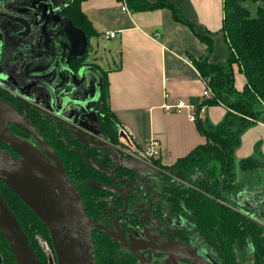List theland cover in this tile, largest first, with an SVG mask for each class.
<instances>
[{
  "label": "trees",
  "instance_id": "16d2710c",
  "mask_svg": "<svg viewBox=\"0 0 264 264\" xmlns=\"http://www.w3.org/2000/svg\"><path fill=\"white\" fill-rule=\"evenodd\" d=\"M87 0H72L62 10L64 17L72 21L75 27L83 30L89 39L100 34L82 10ZM121 1V0H119ZM264 0H223V27L217 32L197 33L200 26L191 23L178 7L170 0H126L130 12H155L168 10L173 13L175 21L189 26L209 47V55L213 52V36L222 34L227 43V59L225 62L210 63L209 56L193 60L201 78L208 82L212 89V98H203L195 105L198 117L201 107L221 105L226 109L223 119L216 125L207 118L196 119L195 124L201 136L206 139L202 146L194 148L188 156L177 160L170 167L163 166L160 159L153 161L157 170H167L173 176H179L181 184L173 178L163 182L165 196L170 203L172 218L175 221L190 224L192 234L205 247L217 255L221 264H239L237 252L250 248L254 254V264H264V225L254 219L264 214V203L260 211L239 205V195L243 184L237 179L235 163L236 150L242 143L243 134L257 125L264 114V8L259 7L257 15L251 16L246 2ZM86 62V57L74 62L77 69ZM244 74L247 83L242 91L236 89L235 67ZM103 73L102 91L94 111L98 125L104 133L106 141L117 147L118 134L122 127L118 116L110 106V84L107 70ZM0 95L24 115V104L5 91ZM35 127L39 130L57 157L60 159L69 182L82 198L85 213L101 223L107 222L110 202L115 196L99 184L111 185L109 178L88 165L80 151H84L100 166L113 171L116 167L105 151L86 147L62 121L47 118L33 107L29 110ZM13 133L23 140L39 144L25 130L10 127ZM256 146L257 154L246 157L238 162L243 172L259 173L264 169V153ZM0 150H6L16 156L5 144ZM256 173V174H257ZM127 177L130 181L137 178L134 172L118 169L116 180ZM0 194L8 202L25 230L29 243L42 264H58L55 256L49 228H46L39 216L32 212L26 203L18 198L12 189L0 182ZM133 200V199H132ZM131 200V204L134 200ZM120 203L117 206H122ZM128 218H125V222ZM94 255L97 264H135L132 256H126L115 240L102 232H94ZM0 264H17L0 231Z\"/></svg>",
  "mask_w": 264,
  "mask_h": 264
},
{
  "label": "water",
  "instance_id": "95a60500",
  "mask_svg": "<svg viewBox=\"0 0 264 264\" xmlns=\"http://www.w3.org/2000/svg\"><path fill=\"white\" fill-rule=\"evenodd\" d=\"M30 1L33 3L25 16L19 17L13 13L17 6L16 0H0V84L10 87L15 99L24 104L22 115L17 107L0 98V144H5L18 156L16 158L0 150V182L10 187L49 228L58 264H97L92 230L93 226L104 227L85 213L82 198L69 182L60 159L35 127L30 108L62 121L86 147L104 150L105 155L115 163V171L123 168L140 176L155 170L133 157L121 154L106 141L100 130L94 111L102 86L98 71L87 64L77 69L70 66L73 60L86 56L90 43L87 34L66 19L63 22L68 21L69 26L80 35L82 47L75 51L71 49L69 57V52L57 51L59 43L56 42H49L52 48L50 52L47 50L45 24L52 16L63 20L60 10L65 4L53 12L50 0L36 4L34 0ZM41 3L50 7L46 10V17L40 9ZM5 23L15 30L16 39L4 41L1 25ZM57 24L58 20L50 23L52 32ZM64 54L66 56H62ZM11 125L32 135L43 151L16 136ZM80 153L91 168L112 180L115 171L100 166L84 151ZM97 185L112 193L121 191L105 184ZM252 196L259 197L260 203L252 204ZM239 201L254 211H260L264 203V190L258 192V189H244L239 195ZM254 220L264 225V214ZM0 231L17 264H42L18 217L1 194ZM110 233L115 240L127 245L120 230ZM174 250L180 256L163 252L171 257L173 264H179V260L188 264H209L192 247L177 244Z\"/></svg>",
  "mask_w": 264,
  "mask_h": 264
},
{
  "label": "crops",
  "instance_id": "0c3cea01",
  "mask_svg": "<svg viewBox=\"0 0 264 264\" xmlns=\"http://www.w3.org/2000/svg\"><path fill=\"white\" fill-rule=\"evenodd\" d=\"M170 1L183 17L200 26L197 33L205 32L202 28L213 33L223 27V0ZM82 10L98 34L116 33L114 39L108 40L118 42L109 52L113 62L107 69L110 106L136 146L145 149L151 140L158 141L161 145L159 159L163 166L170 167L206 143L190 119L191 113L196 111L195 105L203 100L205 88V81L194 67L193 60L209 56L212 64L225 62V37L222 34L212 37L213 53L209 55L208 45L189 26L175 21L171 11L125 13L119 0H87L82 4ZM156 34L160 36L156 37ZM91 67L98 71L102 84V68L95 62ZM235 80L236 89L242 91L247 79L238 66L235 67ZM180 103L184 108L178 110L176 106ZM226 112L221 105L206 107L205 118L216 125ZM258 122L243 134L235 154L238 162L255 156L259 142V149L264 153V114ZM256 173L251 176L257 175L259 181L254 185H245L243 181V190H264V169ZM260 201L259 197L252 196V204ZM238 203L245 206L241 201ZM245 251H241L243 260L246 259ZM249 264H254V259Z\"/></svg>",
  "mask_w": 264,
  "mask_h": 264
},
{
  "label": "flooded vegetation",
  "instance_id": "af4514ba",
  "mask_svg": "<svg viewBox=\"0 0 264 264\" xmlns=\"http://www.w3.org/2000/svg\"><path fill=\"white\" fill-rule=\"evenodd\" d=\"M39 1L41 2L47 0H34V3L36 4ZM50 1H52L50 7L52 8L53 12L64 4L65 5L60 10L63 20L58 17L54 18L52 16L49 18V22L45 24L44 29L45 35L47 36L45 39L48 43L46 44V48L50 52L52 46L49 45V42L53 44L59 43V45L56 46L58 49H54H57L59 52H69L67 54L69 57L71 56V49H74L73 51H75L80 49L83 45L78 32L71 25L69 26L68 21L63 22L68 18L63 16L62 10L69 6L70 3L68 5L66 4L71 2V0ZM16 3L17 6L13 13L16 16L24 17L25 12H27V9L30 8V4L33 2L30 0H16ZM46 5H44V3L40 4V9L44 13L45 17L46 10L50 8L48 5ZM11 7L13 8V6ZM10 12L11 11H8V13ZM57 20L59 21V24L56 25L54 28L55 30L52 32V29H50V23L52 21L56 22ZM1 30L3 32V39L5 42L16 39L15 30H13V28L7 23H5V25H1ZM61 30H63L62 33ZM21 31L24 32L23 29H21ZM90 46L91 42L89 43L85 56V64L92 66L93 63H89L87 59ZM62 56L66 55L64 54ZM77 60H79V58L72 61L70 64L71 68L76 69L74 67V62ZM0 91L1 93H3L2 91H5L10 95L13 94L10 87H6L5 85H2V83L0 84ZM12 96L15 98L14 95ZM0 98L5 100V96H3V94L0 95ZM44 116L50 118L47 114H44ZM35 146L37 145L35 144ZM37 147L43 151L40 144ZM11 155L13 156V154ZM14 157L18 158L17 155ZM151 167L155 171H147L146 175H136L137 178H135L134 181H130L127 177L116 180L114 178L115 174L118 172L115 171L116 167L113 169L115 172L113 174L112 180L106 175L112 184L105 185L113 187L117 190L119 189L121 191H118V193H112L108 190H105L113 194L115 199L110 202L111 204L107 209V212L109 213L107 222L101 223L93 218H90L97 221L101 226L104 227L102 228L93 226L92 233L93 231L102 232L115 240L110 232L112 231L117 233L118 230H120L124 236V239L126 240L127 245H124L117 240L115 241L121 245L123 254L126 256H132L137 261L135 264H173L171 257L165 255L163 252L170 253L172 256H177L178 253H176L174 250L177 244L196 249L199 255L203 258L206 253H212L208 247H205L203 243L192 234L193 227H191L190 224H184L183 222L175 221L172 218L171 210H169L170 203L167 201V197L165 196L166 188L164 187L163 182L168 177L173 178L174 181L176 180L181 184H183V181L179 178V176H173L167 170H157V168L153 166ZM132 199L134 202L131 204ZM120 203H123V205L117 206ZM125 218H128L126 222ZM137 249L141 250L139 251ZM178 255L180 256V254ZM178 263L188 264L187 262H181L180 260Z\"/></svg>",
  "mask_w": 264,
  "mask_h": 264
},
{
  "label": "rangeland",
  "instance_id": "374dc122",
  "mask_svg": "<svg viewBox=\"0 0 264 264\" xmlns=\"http://www.w3.org/2000/svg\"><path fill=\"white\" fill-rule=\"evenodd\" d=\"M245 6L250 9L251 16L255 17L257 15V11H258L259 7L264 8V2L259 1V2H255V3H251L248 1V2H246ZM90 42H91V46L89 48L88 57H87L88 62L89 63L95 62L98 64L99 67L102 68V70H107L109 66L113 65V62L111 61L112 57L109 55V52H110V50L112 51L118 45V42L116 40L113 42L107 41L101 35L91 38ZM116 149L121 154H123L118 149V147ZM123 155H125V154H123ZM235 163H236V167H237V170H236L237 179L239 180V182L244 181L245 185H254V184H256L257 181H259V179H257L258 178L257 175L251 176V175H253L252 172H243L240 169V166L238 165V160H235ZM242 177H244V178H242ZM242 254L243 253L241 251L237 252V256H238L240 264H249V263L253 262L254 254L250 248L246 249V251L244 252L246 259L243 260L241 258ZM204 258H205V260H207V262L209 264H221V261L219 260L218 256H216L215 254H212L210 252L206 253Z\"/></svg>",
  "mask_w": 264,
  "mask_h": 264
},
{
  "label": "built area",
  "instance_id": "2783aa9c",
  "mask_svg": "<svg viewBox=\"0 0 264 264\" xmlns=\"http://www.w3.org/2000/svg\"><path fill=\"white\" fill-rule=\"evenodd\" d=\"M121 10L122 12H130V9L128 7V4L126 2V0H121ZM160 36V34H156V37ZM116 37V33H105L103 35V38L105 40H112ZM204 81V80H203ZM203 98H212V89L209 87L208 82L205 81V88L202 92ZM176 108L178 110H180L181 108H184L183 104L180 103L179 105L176 106ZM206 116V107L203 106L201 107V112L199 114V116L197 117L195 114V111L191 113L190 115V119L191 121L195 122L196 119H205ZM123 133V134H122ZM122 134V135H121ZM118 139L119 144L117 145L118 149L125 154L126 156L130 157V158H135L137 160H139L140 162L144 163L145 165L148 164L150 166H153V161L157 160L160 158L161 156V145L158 141L156 140H151L145 147V149H139L134 140L131 139L130 135L127 133V131L125 129H123L122 127L119 130V134H118ZM115 147V148H117Z\"/></svg>",
  "mask_w": 264,
  "mask_h": 264
}]
</instances>
